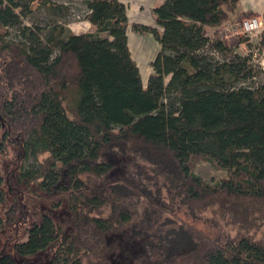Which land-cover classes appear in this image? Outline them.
<instances>
[{
	"label": "trees",
	"instance_id": "1",
	"mask_svg": "<svg viewBox=\"0 0 264 264\" xmlns=\"http://www.w3.org/2000/svg\"><path fill=\"white\" fill-rule=\"evenodd\" d=\"M75 1L93 31L74 34L54 22L41 37L23 25L33 5L64 17L65 3L0 0V158L16 145V183L61 195L69 214L64 222L41 216L14 251L31 256L53 247L47 264H111L121 254L119 236L137 218L139 194L95 191L82 177L103 178L112 158L129 157L167 186L161 211L209 213L214 226L235 231L218 242L181 221L162 222L154 233L183 232L194 247L168 258L151 246L135 263L264 264V78L253 54L233 53L206 34L231 20L239 0H164L153 9L160 34L132 25L160 47L145 84L127 46L126 5ZM257 51L264 53V30ZM28 159L36 170L25 167ZM197 161L224 176L205 182ZM8 183L0 174V205ZM7 219L0 216V230ZM0 264L17 263L0 253Z\"/></svg>",
	"mask_w": 264,
	"mask_h": 264
},
{
	"label": "rangeland",
	"instance_id": "2",
	"mask_svg": "<svg viewBox=\"0 0 264 264\" xmlns=\"http://www.w3.org/2000/svg\"><path fill=\"white\" fill-rule=\"evenodd\" d=\"M57 3L66 4L68 12L64 17H59L49 11L44 6L33 5L34 12L23 20V25L36 27L40 30L41 37L44 36L48 25L57 22L62 23L74 34L87 33L93 31L90 25L84 20L86 7L83 3L75 0H55ZM125 0L130 14L134 12L137 5H142L143 9L135 15L131 23L151 25L157 33L161 29L154 24V14L146 6L149 0ZM164 1V0H163ZM255 17V16H254ZM249 17H232L230 21L216 29H206V34L211 39H221L233 53L239 55L253 54V63L257 66L258 78H264L262 53L257 51V43L261 32L264 30V18H259L261 29L259 32L244 36L238 33L237 22ZM145 24V25H146ZM11 36L16 35L15 30H11ZM127 42L131 51L137 52L141 57L138 61V69L143 84L146 83L148 75L152 72L148 66L149 60H154L159 52V43L153 34H137L127 31ZM249 44V46H247ZM209 52V51H208ZM232 52L220 55L221 58H232ZM167 80V79H166ZM42 155L40 159H44ZM114 168L107 176L97 179L93 177H82L88 186L95 191L102 187H109L122 194L138 192L137 218L135 222L127 226L119 236L122 245L121 254L116 257L111 264H134L135 260L148 253L151 246L159 245L168 258L175 254L185 252L194 247L192 240L183 232H168L165 235L154 233L156 226L166 221H181L192 228L203 231L215 241H223L227 236H233L235 231L222 225H213L209 213L197 214L196 218L189 216L183 208L175 209L174 215H169L161 211L165 210L164 202L167 201V186L161 179H156L149 170V166L137 158H112ZM36 162L28 159L25 167L32 170L36 167ZM19 166L18 149L16 145H9L7 152L0 158V174L9 180L10 192L7 193V201L0 205V216L8 218L5 226L0 230V253L10 254L17 264H47L52 257L53 247L50 250L38 252L31 256H23L14 251L16 241L27 239V230L30 226L38 222L41 216L49 215L58 222L68 220L69 214L65 208V201L58 194H44L31 183L24 186L16 183L15 175ZM36 170V169H34ZM195 173L207 183H214L224 176L223 171L216 170L209 163L197 161L194 166ZM12 179V180H11ZM92 264H94L92 260ZM135 264H144L142 261ZM184 264H196L194 262H184Z\"/></svg>",
	"mask_w": 264,
	"mask_h": 264
},
{
	"label": "crops",
	"instance_id": "3",
	"mask_svg": "<svg viewBox=\"0 0 264 264\" xmlns=\"http://www.w3.org/2000/svg\"><path fill=\"white\" fill-rule=\"evenodd\" d=\"M121 1L125 4V0H121ZM134 2L136 3V0ZM163 2H164L163 0H149L148 5L146 4V6L149 8V10H152V12H153V9L159 7ZM136 5H137V8L134 12H132V14H130L128 7L126 5L127 17H128L127 31L130 30V31L134 32L131 29V26L134 25L135 23H131V20L135 15H137L139 13V11H141L143 9L142 5H138V4H136ZM254 16L259 17V18H264V0H239L238 8L234 14V17L244 18V17H254ZM145 24L146 23L137 24V25H143V26H147V27L151 28V25H147V24L145 25ZM154 24H155V17H154ZM145 34H147V33H145ZM141 35H143V34H141ZM127 46H128V42H127ZM128 49H129L131 59L136 63V65L138 67V61L140 60L141 57L138 56L136 51H134V53H133L131 51V49L129 48V46H128ZM151 62H152V60H149L147 62L149 67H150Z\"/></svg>",
	"mask_w": 264,
	"mask_h": 264
},
{
	"label": "built area",
	"instance_id": "4",
	"mask_svg": "<svg viewBox=\"0 0 264 264\" xmlns=\"http://www.w3.org/2000/svg\"><path fill=\"white\" fill-rule=\"evenodd\" d=\"M238 33L242 34L244 36H251L261 29V23L259 21L258 17H249L242 21L237 22V28ZM262 56L264 58V53H262ZM262 70H264V61L261 64Z\"/></svg>",
	"mask_w": 264,
	"mask_h": 264
}]
</instances>
